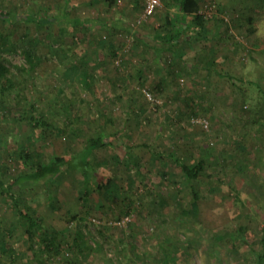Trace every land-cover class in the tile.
Here are the masks:
<instances>
[{
  "label": "rangeland",
  "instance_id": "obj_1",
  "mask_svg": "<svg viewBox=\"0 0 264 264\" xmlns=\"http://www.w3.org/2000/svg\"><path fill=\"white\" fill-rule=\"evenodd\" d=\"M64 2L0 0V9L22 17H56L66 8L72 9L70 4L63 8ZM132 2L124 0L107 11L104 3L102 5L96 0L83 11L71 10L78 17L93 19L95 16L111 20L117 23L119 30L110 28L104 31L97 25L90 28L65 25L66 28H61L53 23L46 29L35 23L18 21L10 26L11 31H7L4 27L6 24L0 20V33L8 36L7 48L11 44L14 46L10 52L3 51L0 58L6 59L10 70L24 82L26 96L33 104L31 113L36 117L44 116L49 122L60 121L62 116L57 111L60 112L63 102L68 105L70 116H78L83 121L95 116L93 130L104 128L103 123L111 119L106 125L110 135L106 140L115 146L127 143L135 145L133 150L141 157L140 169L129 168L120 152L108 146L95 151L90 158V179L95 175L115 177L117 183L108 191L110 203L103 200L105 208L101 209V218L92 215L94 202L100 196L95 195L93 200L85 197L82 175L67 169L51 182L40 181L24 191L17 211L10 199L0 194V264H70L72 240L77 229L89 237L86 249L76 264H103L105 257L114 264H133V256L139 252L159 260L152 244L163 235V228L169 230L166 235L168 246L174 245L178 238L192 240L187 249L178 246L174 264H206L207 253L202 251L208 242L206 228L224 227L220 230L223 233L226 229L233 231L240 222L234 219L237 206L231 198L233 191L230 185L240 187L245 179L264 177V124L261 127L246 125V118H251V115L240 90L231 80L219 77L216 72L219 69L232 76L243 77L246 81L256 80L264 74V0L203 2L201 12L205 14L208 26L215 24L216 16L221 17L226 25H221L219 35L210 42L181 51L185 61L191 65H196V58L205 60L202 66L207 64L208 55L211 56V47L218 54L215 57V60L218 59L216 65L210 67V74L199 69L197 75L192 77L182 73L168 75L162 66L165 57L167 60L171 58L168 53L162 52L166 44L149 38L162 23L165 12L175 14L174 1L165 5L160 0V6L146 20L140 19L142 6L131 7ZM250 15L254 16L253 21L258 29L246 36L247 29L244 27H248L246 18ZM111 36L116 38L115 56L111 55L106 44ZM49 46L64 51L66 57L63 62L50 53ZM250 49L256 51L254 59L248 57ZM155 50H159L158 55ZM26 52L35 58L34 66H30ZM75 62H87L96 71V88L93 92L77 80H63L65 68ZM80 68L88 70V66ZM141 80H144L143 86ZM160 81L165 83L162 91L157 92L153 87ZM144 90L151 94L152 100L144 95ZM194 94L193 114H187L190 108L186 104H191L187 99L194 98ZM246 94L252 103L260 96L255 87L248 85ZM8 114L0 111V189L11 184L23 172L18 152L12 144V138L19 130L17 141L40 155L38 160L42 162L48 161L52 155H73L83 143L81 136L74 142L66 137L50 135L43 140L39 137L42 131L29 126L24 128V124L18 122V115ZM5 121L9 125L3 129L1 126ZM20 125L21 129L14 131ZM157 130L159 137L155 140L153 136ZM241 141L246 143V153L239 148ZM142 143L150 147L143 148ZM160 152L165 155L162 160L157 158ZM189 155L204 158L211 166L199 182V186L204 187L212 197L202 207L201 223L178 210L192 197L190 186L182 178H178L180 205L177 207L174 204L163 207L157 214L149 203L150 197L144 195L147 189L166 194L168 185L161 172L169 170L179 173L174 158H187ZM154 159L156 162H153ZM236 169L243 173L235 172ZM252 192L241 191L240 197L245 206L242 212H250L261 228L264 208L256 210L253 207L256 196ZM124 203H130L129 216L114 219L122 213ZM19 210L35 212L43 228L52 232L50 240H53L54 246L60 245L59 248L37 252L33 258L24 230L19 226ZM174 231L178 237L172 235ZM258 233L259 228L254 223L247 236ZM195 239L202 244H196ZM215 242L224 248L225 262L241 264L238 260L245 250L243 245L238 244L239 254H232L226 248L229 241L216 239ZM32 247L35 251L39 249L37 243ZM255 247L259 248V245ZM121 249L125 250L124 253L117 255ZM209 259L210 264H218L214 253L209 255Z\"/></svg>",
  "mask_w": 264,
  "mask_h": 264
},
{
  "label": "trees",
  "instance_id": "obj_2",
  "mask_svg": "<svg viewBox=\"0 0 264 264\" xmlns=\"http://www.w3.org/2000/svg\"><path fill=\"white\" fill-rule=\"evenodd\" d=\"M140 2V0H138ZM171 1V0H170ZM169 0H163L165 5H168ZM175 4V14H171L170 12H165L163 15L162 23L155 30L156 41L159 43H165L166 46L162 50L164 53H168L171 58L167 60V57L163 60V68L166 69L168 75L176 76L182 74H187L192 77V75H197L199 69H203L207 74L211 72V66L216 65L215 57H218V54L211 47L209 52H211V56L208 55L209 59L202 66V62L205 60L196 58V65L190 64L185 61L184 56L182 55V50L189 48L193 49L196 44H200L203 42H210L212 39H215L220 33L219 28L221 25H226L225 21L221 17H217L214 19V23L212 27H209L207 24V20L205 19V14H202L201 8L204 4V1L207 3H211L212 0H172ZM105 5V9L107 11L111 10L112 7L116 4V0H103ZM138 3V2H137ZM49 10V9H48ZM66 17V16H65ZM64 18L60 17H50L49 15L39 17V18H26V20H22V16L15 14L14 12L5 11L0 9V20L5 23L4 26L7 31H11V27L16 25V23L23 22L25 24L35 23L39 27H45L49 29L53 20L58 21L57 25H62L64 23ZM254 16L250 15L246 18V22L248 27L246 28V36L254 34L258 27L256 23H254ZM76 26L84 25V23L73 22ZM215 27V28H214ZM8 37V36H7ZM6 34L0 33V54L3 51L10 52L14 49V46L9 45L10 48H7L8 39ZM113 37V38H112ZM116 38L111 36V39L106 41L107 48L112 56H115V41ZM254 41H258L254 39ZM49 51L54 56H56L57 60L63 62L65 59V53L60 48H54L53 46H49ZM203 51V50H202ZM28 62L30 66H34L35 58L33 59L31 53L26 52ZM256 51L250 49L248 52V57L250 59H254ZM220 57V56H219ZM264 57V54H262ZM6 59L2 56L0 58V111L4 110L5 113L9 116L15 114L18 115V122L24 124V128L29 126L33 129H39L42 131L39 135L43 140L47 139L50 136L52 137H66L69 141L74 142L77 137H83V143L80 144L79 148H76V151L73 155L64 156V155H52L48 161H39L38 154L34 150H30L29 146L23 145L17 141L18 132L13 136L12 141L15 149L18 152V159L21 162L23 172L13 180L11 184L0 189V194L2 196H7L14 210H18V205L22 202V194L24 191L29 190L33 185L40 181L51 182L54 178L62 173L63 170H71L74 172H79L84 181V196L87 198H91L97 194L102 197V200L99 199L94 202V206L92 208V215L101 218L103 212L101 209L105 208V204L103 202L106 201L110 203V196L108 191L117 185L115 177H103V176H93L89 175L92 168L90 167V158L93 156L95 151L102 149L103 147H110L113 149H117L120 152L121 157H124V161H126V165L129 168L140 169V156L133 150L135 145H131L129 143L115 146L113 142L107 141L110 136L106 131V125L111 119H107L106 122L103 123L104 128H99L93 130V125L96 124L95 116H91L92 118L88 121H83L78 116L73 117L68 113V105L63 104L61 102V109L59 116H62L60 121L49 122L44 116L36 117L32 111L33 104L28 100L26 96L25 85L22 80H19L18 77L10 70L8 65L6 64ZM264 63V58H262ZM181 62V63H180ZM208 65V66H207ZM264 65V64H263ZM80 66H88V70H83ZM218 76L223 78L226 77L231 80L232 84L236 86L240 92L241 97H243V101L247 103V111L251 115V118H246V125L251 124L254 127H261L264 120V74L261 75L256 80H244L243 77H235L226 72H223L218 69L216 71ZM176 74V75H175ZM95 75L96 71L90 66L87 62H83L82 64L75 62L71 63L65 68V72L63 73V80L67 81H75L77 80L80 84H82L88 91L93 92L96 88L95 84ZM25 81V80H24ZM143 81V82H142ZM26 82V81H25ZM64 82V83H65ZM141 86L144 84V80H141ZM165 82L160 81L155 84L153 87L157 92H161L163 88V84ZM248 86H253L258 90L260 96L256 100L255 103H252V99L248 98L246 94V89ZM246 86V87H245ZM27 89V88H26ZM25 92V94H24ZM194 98L187 99L191 101V104L187 103V108H190L187 111V114H193V100ZM13 112V113H12ZM61 114V115H60ZM110 123V122H109ZM61 124V125H60ZM9 125L8 122H3L2 128H7ZM227 125V124H226ZM102 126V125H99ZM20 126H16V129H21ZM159 137V131H155L153 138ZM143 148H149V144L142 143ZM179 146V145H178ZM239 148L242 153H246V143L241 141L239 144ZM165 155L161 152L158 154L160 160L164 159ZM115 160L116 158H112ZM126 159V160H125ZM38 160V161H36ZM155 160V159H154ZM190 160V162H188ZM118 161V160H117ZM153 162H156L153 161ZM175 165L179 171L176 173L174 171L165 170L161 172L162 177L167 181L168 192L166 194L160 192L159 190L147 189L144 192L145 196H149V203L152 205V209L159 214L161 209L166 206H172L173 204L177 207L180 205L178 185V178H182L186 180L191 190V200L184 206L178 207V210L181 214L185 216L192 217L197 222L201 223V210L204 204L209 201L212 197L205 192L204 187L199 186L200 180L207 175V170L209 169L210 164L204 158H195L192 155L175 157L174 158ZM126 168V167H125ZM238 168V167H236ZM128 169V167H127ZM129 170V169H128ZM243 173L242 170H235V172ZM254 178V179H253ZM253 180L245 179V182H242L240 187H237L233 184L230 185V188L233 191L231 196L234 201V205L237 206V214L234 219L240 220L237 227L234 228L233 231L226 229L221 233L224 227H219L217 229L214 228H206V233L208 242L203 246L202 251L206 252L207 263L210 264L209 255L213 254L216 256V261L218 264H228L223 260V251L224 248L222 246H218L215 242L216 239L219 240H227L229 241V247H226L230 253L239 254L238 244L243 245L245 247L244 252L240 253L242 258L238 260L241 264H264V218H263V226L259 227V223L257 218L251 215L250 212H242L244 210V204L240 197L241 191L254 192V196H256V202L253 204V207L257 210L259 208H264V177H253ZM250 182H246V181ZM17 190V192H15ZM252 192V193H253ZM16 193V194H15ZM158 195V197H157ZM156 198V199H155ZM125 200V199H124ZM129 204H123L122 213L117 214L114 219H120L123 216H129L130 208ZM242 219V221H241ZM18 220L19 226L24 230L26 235V240L29 243L31 249L33 251L32 257H36V253L40 252H49L54 249H58L60 245L54 246L53 240H50L52 232L50 230L44 229L42 226V222L39 221L35 217V212H22L18 211ZM234 221V220H233ZM233 221L230 223L232 224ZM165 222V220H164ZM255 225L259 228V233L257 235L247 236L249 228H253ZM204 229V228H203ZM41 230L42 232H40ZM169 230L163 228V235H160L158 239L153 241L152 246L154 247V253L159 256L158 259H154L151 256H146L142 252L134 255L132 259L133 264H174L177 261V251L178 246H184L187 249L188 245L192 240L184 241L178 238L177 244L175 243L172 246H168L166 241L168 238L166 235L169 233ZM173 232V231H172ZM172 235H177L174 231ZM89 235L77 229L73 236L72 240V248L73 255L70 259V264H76L79 259H81V254L84 253L86 249V244ZM178 237V235H177ZM194 239V238H192ZM215 239V240H214ZM26 242V243H27ZM196 244L200 245L202 242L200 240L195 239ZM194 242V243H195ZM39 245L38 250L33 249L34 244ZM259 245V248H256V245ZM124 249H121L117 252V255H122L124 253ZM161 256V257H160ZM119 257V256H118ZM222 257V258H221ZM225 259V258H224ZM46 260V259H45ZM103 264H114L112 260L105 257L102 259ZM236 264V263H235Z\"/></svg>",
  "mask_w": 264,
  "mask_h": 264
},
{
  "label": "crops",
  "instance_id": "obj_3",
  "mask_svg": "<svg viewBox=\"0 0 264 264\" xmlns=\"http://www.w3.org/2000/svg\"><path fill=\"white\" fill-rule=\"evenodd\" d=\"M48 1H52V0H48ZM57 1V0H56ZM63 1V0H62ZM95 1L96 0H65V2H64V6H63V8L64 7H66V5L68 4H70V7L74 10H77V12H79L78 11V9L79 10H85L84 8L86 7V6H89V5H91L92 3H95ZM100 1V4H102L103 5V0H99ZM138 2V3H137ZM60 3H62L61 1H60ZM133 4L131 5V7H133V6H135V7H138V5L139 6H141V3L139 2V1H134L133 0V2H132ZM53 5H57V4H53ZM105 6V5H104ZM72 9H69L68 8V10H67V8H66V10H64V12L63 13H61V15L60 16H57V17H60V18H64L65 16V20H64V23L62 24V25H57L56 23L58 22V21H55V20H53V22H55V23H53V24H55V25H57V26H59V27H61V28H66V26L65 25H67V27H70V26H75V24L73 23V22H80V23H84V25L83 26H87L88 28H90L92 25H97V26H99L102 30H110V28H111V30H119V27L116 25L117 23H115V22H111V20H107L106 18H100V17H95L94 16V18L93 19H91V18H82V17H78L77 15L78 14H76V15H74L72 12H71V10ZM69 12H71V14H69ZM26 18H32V17H22V20H26ZM34 18H36V17H34ZM53 18V17H52ZM54 19H55V17H54ZM107 20V21H106ZM32 23V22H31ZM77 25V24H76ZM79 25V24H78ZM151 40H154L155 42H156V34H154L153 36H150L149 37ZM147 44V43H146ZM99 46V45H98ZM97 47V46H96ZM158 52H159V50H155V54L156 55H158ZM86 53V52H85Z\"/></svg>",
  "mask_w": 264,
  "mask_h": 264
},
{
  "label": "built area",
  "instance_id": "obj_4",
  "mask_svg": "<svg viewBox=\"0 0 264 264\" xmlns=\"http://www.w3.org/2000/svg\"><path fill=\"white\" fill-rule=\"evenodd\" d=\"M123 1L124 0H116V4L120 5ZM140 3H141V6H142L141 15H140V19L141 20H146L160 6V0H140ZM209 8H212V6H210ZM143 92H144V95L149 100H152V96H151V94L149 92H147L145 90Z\"/></svg>",
  "mask_w": 264,
  "mask_h": 264
}]
</instances>
